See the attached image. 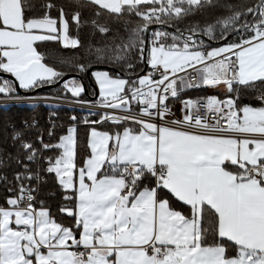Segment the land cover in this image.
<instances>
[{
	"label": "snow or ice",
	"instance_id": "1",
	"mask_svg": "<svg viewBox=\"0 0 264 264\" xmlns=\"http://www.w3.org/2000/svg\"><path fill=\"white\" fill-rule=\"evenodd\" d=\"M88 3L95 6L96 17L107 13L143 21L131 28L126 43L111 49L110 59L119 62L126 61L133 48L145 59L150 25L167 26L211 0ZM40 8L42 15H30L31 0H0V73L15 78L0 77V94H15L17 87L33 90L66 75L44 62L38 42L81 46L71 34L73 25H81L80 11L60 7L53 16L56 5L50 0H43ZM248 14L253 21H242ZM91 23L101 33L109 31L97 20ZM217 24L226 42L214 48L197 38L195 28L186 33L154 31L146 57L152 71L135 80L109 71L91 73L100 106L120 114L104 113L99 121L85 123L110 120L136 126L115 132L92 127L90 153L81 165L76 162L75 126L58 143L42 145L60 150L47 158L46 171L55 173L62 188L72 193L65 199L75 207L60 211L74 224L57 222L43 202L37 208L33 189L21 183L17 195L5 201L8 207L0 205V264H264V94L257 97L258 107L238 106L234 87L264 84V0ZM202 31L215 38L213 25ZM236 32L250 34L228 43V35ZM94 51L97 62H104L106 50ZM89 67L80 64L78 70ZM221 85L237 95L188 98L182 101L183 118L168 119L170 97L187 88ZM63 87L74 97L85 91L74 77ZM22 147L30 153L29 161L35 159L38 150L31 143ZM149 176L155 186L141 187ZM33 178L39 179L16 177ZM165 191L189 206L190 214L173 208L162 195Z\"/></svg>",
	"mask_w": 264,
	"mask_h": 264
},
{
	"label": "trees",
	"instance_id": "2",
	"mask_svg": "<svg viewBox=\"0 0 264 264\" xmlns=\"http://www.w3.org/2000/svg\"><path fill=\"white\" fill-rule=\"evenodd\" d=\"M259 0H211L210 4H205L203 7L195 8L189 12L186 16L179 19H172L169 25H161L153 27L150 32V41L152 39V33L156 30L173 32L168 26H172L175 29H179L181 32H185L188 29L195 28L197 32L202 33L203 29L208 25L214 26V37L211 39H221V26L217 24L218 20H222L235 11H244L247 7L254 6ZM43 0H31L34 5L33 12L30 15H42L43 10L40 8V4ZM51 3L56 5L51 12L53 16L58 15L57 8L63 7L66 11H80L82 13V22L79 27L72 26L71 34L76 36L81 41V46L78 48H65L61 42L58 41H45L38 42L37 49L44 57L47 64L55 67L61 72H73L80 73L83 77H86V72L78 70V65H106L109 66L107 70L112 75H117L118 71L127 73L130 77L128 79L134 80L136 76L143 74V68L145 65L144 59L140 58L139 53L135 48L128 52V59L126 61L115 62L110 59L114 53L111 49L122 43H126L130 30L137 23H143L140 18L130 15H125L121 18L110 17L105 13L101 17L94 15L95 6L90 5L88 0H50ZM248 17V21L251 22L254 19L252 14H248L242 18V21ZM92 20H97L99 24L106 26L109 31L107 33H101L95 29L91 23ZM250 33L239 32L230 36L227 42L232 40L239 41L240 36H247ZM207 36V35H206ZM199 40H202L206 46L212 47L201 36H197ZM171 43L170 40L167 41ZM222 43L221 45H223ZM220 46V45H218ZM95 49H105L104 62H97ZM91 50V51H90ZM134 65L129 69L128 64ZM92 73V72H91ZM119 75V74H118ZM4 79L12 80L6 76H0ZM80 79L79 77H77ZM92 84H87L89 91L94 93V86L96 85L94 77L91 75ZM63 83L53 86L48 89L34 91L25 90L22 93L16 92L15 94H0L9 95H32L50 93L55 96L74 97L71 93L67 92L63 87ZM238 88V106L242 105H257L260 106L261 102L256 99V94L259 90L264 91V84L257 82L254 87L247 86H234ZM184 96L191 97H207L208 91L206 87L194 88L183 93ZM237 93H233L235 97ZM82 98L87 99V95L83 92ZM101 113H94L90 115L89 119L99 121L101 119ZM75 117V120L72 118ZM34 124L31 123L35 120ZM53 121V131L49 136V140L58 143V140L67 132V126L70 123L77 122L76 139H77V158L76 162L81 165L85 157L90 152L88 145V133L90 123L84 122V116L81 111L71 109L67 106H47L44 103L38 102L35 105H23L12 103L7 106H0V201L4 204L9 197H14L18 193V189L21 183L27 184L29 179L17 180L18 174L24 173L23 164L28 161L27 156L30 154L28 150L22 147V141L26 138L36 140L42 130L44 135H47L45 131H48ZM28 123V124H27ZM99 128L109 130L111 132L120 131L123 127L136 125L132 123H126L123 125H116L112 121H105L103 123L95 124ZM20 132V136L17 137L16 133ZM58 149H53L51 152L56 154ZM155 185V179L148 177L142 180L141 187ZM11 190V191H10ZM70 191H65L58 182V178L55 173H48L46 178L40 183V193L38 200L43 202V205L47 207L51 215L60 223L68 226H73L74 219L65 213H62L60 209L62 207H75V202L72 200H66V195H71ZM170 200L171 205L174 208L181 210L185 215L190 214L189 206L177 201L174 197H171L166 191L162 193ZM210 218V217H209ZM207 227V224H205ZM75 230V229H74ZM226 246L227 245V242ZM232 249L230 248V253Z\"/></svg>",
	"mask_w": 264,
	"mask_h": 264
},
{
	"label": "built area",
	"instance_id": "3",
	"mask_svg": "<svg viewBox=\"0 0 264 264\" xmlns=\"http://www.w3.org/2000/svg\"><path fill=\"white\" fill-rule=\"evenodd\" d=\"M209 47V46H208ZM215 47V46H213ZM212 48V47H209ZM151 66L148 65L146 71L139 76H143L149 72H151ZM191 71V70H190ZM138 76H136L134 78V80L137 78ZM201 87H206L207 91H208V96H218L221 99H224L227 95H232L233 93H227L224 86L221 85L218 88H211V87H207V86H201ZM199 88V87H198ZM191 89L194 88H187L184 89L183 91L180 92V94L178 95V97L176 98H169V100L167 101L169 108L171 109V113L170 116L168 117L169 120L171 121H175V120H181L183 118V105H182V101L186 100L188 98H199V97H191V96H184L183 93H185L186 91H189ZM261 94H264L263 90H259L256 94V99L257 97H259ZM58 98H60L58 96ZM100 97H99V93L95 98H87V99H80V98H74V100L72 101H68L69 104H60V106H67L71 109H75L78 111H81L83 113L84 116V120L86 121H92L93 119H89L90 115L94 114V113H101V115H103L104 113H111L113 111L116 112V114H120V110H111V109H106L100 106V104L98 103ZM57 100V102L61 103L60 99H55L53 97H47V96H37V95H10V96H1L0 97V103L2 102H8L10 104L12 103H17V104H28V105H35L37 102H44L45 105L49 106L50 103H55ZM60 100V101H59ZM139 106L137 105L133 110L134 111H138ZM49 121L52 123V125L50 126L48 131H45L47 135H44V130L41 131V133L39 134V136L37 137L36 140H32V139H24L22 141L23 143H31L33 145V148L38 150L35 156V159L31 160V161H26L23 164V168H24V173L25 175H31V176H36L39 177V179L33 178L30 179V181L25 184L26 187H31L33 189L32 195L35 197L34 200V204L36 205L37 203H40V201L38 200V196L40 193V183L43 179L46 178L47 174L49 172L46 171L47 167H48V157H54L53 153L51 152L53 149H44L43 148V144H49V145H54L56 144L55 142L49 140V133L53 131V121L49 119ZM36 122L35 120H32L31 123L34 124ZM157 123H160L159 120H156ZM28 124V123H27ZM17 133H20L19 131ZM27 166V171H26V167ZM155 179V178H154ZM0 205L4 204L0 201ZM82 250V249H81Z\"/></svg>",
	"mask_w": 264,
	"mask_h": 264
},
{
	"label": "water",
	"instance_id": "4",
	"mask_svg": "<svg viewBox=\"0 0 264 264\" xmlns=\"http://www.w3.org/2000/svg\"><path fill=\"white\" fill-rule=\"evenodd\" d=\"M258 3H259V1H258ZM246 19L248 20V17ZM155 26L158 27V26H161V24H153V25H150L149 31L147 33H145V36H146V43H145V46H144L145 47V59H144L145 65H144V68H143V73L146 71L147 66H148V63L146 61V57H147V54L149 53V49H150V42H151L150 41V32H151V29L153 27H155ZM168 28L171 29L173 32H175L177 30V29H175L172 26H168ZM236 33H239V32H236ZM233 34H235V33L229 34L228 35V39ZM197 36H201L207 43H209L212 46H218V45H221L222 43H225L226 42V41H224L222 39H219V40L211 39L209 36L203 35L200 32H197ZM96 68H105V69H108L110 67L109 66H106V65H90L88 71H86V77H83L80 73L64 72V73H66V75H64L59 81H57L55 83H52V84L43 85V86H41L39 88L34 89V91H40V90H44V89L51 88L53 86H56V85L60 84L61 82L65 81L66 79H68L70 77L76 76V77H79L81 79V81H82V83L84 85V88H85L84 93L87 95V97L88 98H95L98 95L97 86H94V93H95L94 94V93H91L89 91V88H88V85L87 84H92L93 85V82H92V79H91V72L93 71V69H96ZM118 74L120 76L130 77L127 73L122 72V71H118ZM0 76L9 77L12 80L15 79L14 77H12L11 74L0 73ZM23 91H25V90L24 89H20L19 87H17L16 92L22 93Z\"/></svg>",
	"mask_w": 264,
	"mask_h": 264
},
{
	"label": "rangeland",
	"instance_id": "5",
	"mask_svg": "<svg viewBox=\"0 0 264 264\" xmlns=\"http://www.w3.org/2000/svg\"><path fill=\"white\" fill-rule=\"evenodd\" d=\"M233 38H231L229 41H228V43H232V42H236L237 40H232ZM150 47H151V44H150ZM215 47H217V46H215ZM212 48H214L213 46H212ZM149 51H150V49H149ZM100 70H102V71H108L107 69H105V68H97L96 69V71H100ZM115 76V75H114ZM76 80H78L80 83H82V81H81V79H78L76 76H73ZM73 77H70V78H68V79H71V78H73ZM68 79H66V80H68ZM64 82V81H63ZM83 84V83H82ZM7 95V94H6ZM32 95H37V96H47V97H53V98H55V99H60L61 100V103H59V102H57V100H56V102L55 103H50L49 104V106H53V107H57V106H60V104H66V105H68L69 104V102L68 101H72V100H74V98H80V99H85V98H82V97H64V96H59L60 98H58V96H55L54 94H50V93H43V94H32ZM1 96H5V95H1ZM10 96V95H9ZM25 96H28V95H25ZM59 100V101H60ZM38 103V102H37ZM41 103H44V102H41ZM68 103V104H67ZM7 105H10V103H8V102H2V103H0V106H7ZM23 105H28V104H23ZM31 105H33V104H31ZM28 106H30V105H28Z\"/></svg>",
	"mask_w": 264,
	"mask_h": 264
},
{
	"label": "crops",
	"instance_id": "6",
	"mask_svg": "<svg viewBox=\"0 0 264 264\" xmlns=\"http://www.w3.org/2000/svg\"><path fill=\"white\" fill-rule=\"evenodd\" d=\"M220 46H222V45H220ZM217 47H219V46H217ZM46 63V62H45ZM47 64V63H46ZM49 65V64H48ZM51 66V65H50ZM97 69V68H96ZM96 69H93V71L92 72H94V71H96ZM120 76V75H119ZM121 78H124V79H128L127 77H124V76H120ZM97 91H98V86H97ZM98 93H99V91H98ZM248 105H250V104H248ZM252 106H254V107H258L257 105H252ZM92 121H95V120H92ZM84 122H85V120H84ZM89 122H91V121H89ZM77 122H73V123H70V124H68V126H67V130H68V128H70V127H73V126H75V128H77ZM90 128H89V133H88V145H89V140H90V131H91V128L92 127H95L98 131H107V132H111V131H109V130H105V129H102V128H99L98 126H96L95 124H92V123H90ZM126 127H131V126H126ZM123 130V129H122ZM122 130H120V131H122ZM65 134H67V132L65 133ZM64 134V135H65ZM90 153V152H89ZM89 153H88V155H89ZM60 154V150L58 149V151L56 152V154L54 155V157L55 156H58ZM87 155V156H88ZM87 156L85 157V159L87 158ZM84 159V160H85ZM106 168H107V166H106ZM155 185H150V186H147V187H154ZM165 198H167V197H165ZM5 207H8V205H4ZM37 208H39L40 207V203H37L36 205H35ZM44 206V205H43ZM173 207V206H172ZM174 208V207H173ZM176 210H179V209H177V208H175ZM179 211H181V210H179ZM182 212V211H181ZM57 221V220H56ZM58 222V221H57ZM60 223V222H59ZM65 226H68V225H65ZM70 227V226H69Z\"/></svg>",
	"mask_w": 264,
	"mask_h": 264
},
{
	"label": "bare ground",
	"instance_id": "7",
	"mask_svg": "<svg viewBox=\"0 0 264 264\" xmlns=\"http://www.w3.org/2000/svg\"><path fill=\"white\" fill-rule=\"evenodd\" d=\"M149 65V64H148ZM148 67V66H147Z\"/></svg>",
	"mask_w": 264,
	"mask_h": 264
}]
</instances>
